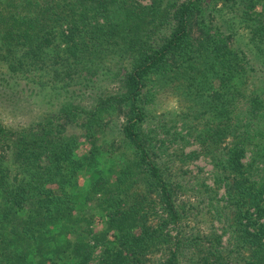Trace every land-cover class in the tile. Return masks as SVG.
Masks as SVG:
<instances>
[{"label": "trees", "instance_id": "16d2710c", "mask_svg": "<svg viewBox=\"0 0 264 264\" xmlns=\"http://www.w3.org/2000/svg\"><path fill=\"white\" fill-rule=\"evenodd\" d=\"M148 90L179 107L157 114ZM32 103L30 122L0 119V264H147L157 247L159 264H264V0H0V105ZM200 156L215 187L186 178ZM189 194L227 209L228 244L184 234Z\"/></svg>", "mask_w": 264, "mask_h": 264}, {"label": "rangeland", "instance_id": "374dc122", "mask_svg": "<svg viewBox=\"0 0 264 264\" xmlns=\"http://www.w3.org/2000/svg\"><path fill=\"white\" fill-rule=\"evenodd\" d=\"M140 1H142L143 3H147L149 0H140ZM219 5H221V3H219ZM216 22L220 23V21H217V20ZM99 85L102 87L101 89L103 90H108L109 88L112 91H116V88H117L115 83H112L109 81H106L103 83L101 81ZM99 89L100 87L98 88V90ZM142 97L143 98L141 99V104L147 108H155V112H157V114H159V112L163 113L168 110L177 108L180 105L178 98H176L171 93V90H163V91L161 90L156 96H154V90L153 91L148 90L147 94ZM41 110L37 103H32L29 106L27 105L26 107H24L22 112L20 111L16 113L12 112L11 110L9 111L8 109L0 105V119H2L5 124L16 125V124H19V122L26 124L30 122V120L35 118L38 114H40ZM116 121L117 120L114 119V117H113V120L111 119V128L114 131L116 130V126H117ZM118 121L122 122L123 119L119 118ZM158 121L159 119H156L154 121V124L152 125H156ZM60 123L61 125H64L66 121L62 120L60 121ZM143 127H144V130L147 132L148 128L151 127V125L148 126V124L146 123ZM84 140H85L84 138H81V141L84 142ZM180 142L183 143V141H180ZM189 143H187V145ZM167 144L169 145V149L166 152L168 154L169 153L172 154L174 152L173 150L183 145L182 144L179 146L178 142H175V143L167 142ZM82 146L83 147L81 148L80 152H84L88 148L87 143L83 144ZM193 148H198V145L195 143L194 140H192V142L186 147V150L189 152L193 150ZM249 154H250V151L248 152V155L245 159L248 158ZM172 164H175V166H177L176 168H179L178 165L182 163L180 161L179 162L177 161L176 163L172 162L171 165ZM182 166H184L185 170H188V174L186 175V178L190 182H193V179L195 177H196L195 179L197 180V176H200L202 177L200 178V180L205 179L207 184H210L212 187H215V184H216L215 183V169L209 158L205 156H200L199 158L191 160L187 164H183ZM79 178H80V181L82 182L89 181V179L85 176H80ZM82 185L85 187L88 186L87 184H82ZM224 194H225V187L219 189V194L217 196L219 199H223L225 196ZM187 197L183 195L184 207L186 210L184 214L182 213L183 221L181 222V224H182V230L184 231V234L189 235V231L191 234L192 232H197V230H201L202 232L204 231L210 232V230L214 229L215 231H217V233L222 234L223 244H228L230 238L233 237V234L230 233L228 226L226 227V229H224L225 220L223 216L227 212V209L225 208L224 210L217 212L216 210L212 209L211 206H209L210 209H208V207H206L205 204L202 203L204 202L203 199L195 200L194 198H192L191 194H189ZM186 202L189 203V205L192 204L193 207L197 205V209H194L193 207H189V205L186 204ZM221 203H224V202L221 201ZM221 207H223L222 204H221ZM218 213H221V214H218ZM160 215H162V211H159L158 215L152 218V222L160 223L161 222ZM101 228H103V223L102 221H98L96 224L95 231L99 232ZM169 229L172 235L175 237L177 233L179 232L180 228L176 227L174 224H171L169 226ZM70 237L72 239H77V234L76 233L70 234ZM101 246L102 245L100 244L97 247L96 253H100ZM157 248L158 250L154 251L153 255L149 256L150 260L147 261V264H159L163 262V260L167 259L168 255L170 254V252L165 247H157ZM194 250L195 249L193 248L191 249L190 252H193ZM187 258L188 257L186 255L183 256L181 260L182 263L188 264V262L186 261Z\"/></svg>", "mask_w": 264, "mask_h": 264}]
</instances>
